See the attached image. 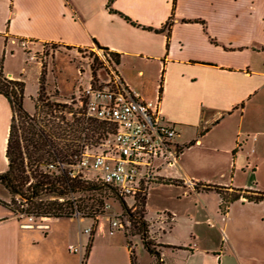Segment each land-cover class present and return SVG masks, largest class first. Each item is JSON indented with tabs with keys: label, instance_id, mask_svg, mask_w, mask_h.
Returning a JSON list of instances; mask_svg holds the SVG:
<instances>
[{
	"label": "crops",
	"instance_id": "1",
	"mask_svg": "<svg viewBox=\"0 0 264 264\" xmlns=\"http://www.w3.org/2000/svg\"><path fill=\"white\" fill-rule=\"evenodd\" d=\"M172 1L113 0L110 12L108 0H0L3 73L24 81L22 105L33 115L40 66L28 60L21 42L32 51L49 44L73 56L97 47L118 54L114 72L123 87L141 101L157 103L163 120L177 131L181 155L160 175L179 184L160 185L184 187L185 180H192L198 187L264 193V0H175L174 6ZM169 18L168 38L166 32L145 29H160ZM76 85L71 80L64 96L46 78L45 92L52 102L63 103L76 93ZM195 196L204 220L187 214L184 224L174 212L150 218L144 205L148 233L161 245L163 264H264V200L240 199L221 214L216 193ZM0 200L7 202L9 195ZM5 210L6 215L0 210V264L1 253L10 255L9 264H22L19 256L25 264H131L132 248L137 264H154L137 235L131 242L138 238L140 251L134 242L128 246L122 231L99 222L84 258L89 241L84 230L91 221L50 218L42 219L43 228L23 226ZM198 223L205 228L201 247L193 236Z\"/></svg>",
	"mask_w": 264,
	"mask_h": 264
},
{
	"label": "trees",
	"instance_id": "2",
	"mask_svg": "<svg viewBox=\"0 0 264 264\" xmlns=\"http://www.w3.org/2000/svg\"><path fill=\"white\" fill-rule=\"evenodd\" d=\"M113 0H108L106 8L113 12L109 7ZM175 0L172 1L174 6ZM123 19L131 25L140 26L131 21L128 17L123 16ZM171 19L165 23L160 29H152L150 27L146 30H153L155 32H166L167 38L169 37V27ZM69 49V47H65ZM108 62L113 65L120 63L119 55L108 52L106 49H102ZM93 75V76H92ZM91 76L94 77V74ZM38 92L34 100L35 113L29 115L23 108L24 98V81L13 80L8 78L3 73L2 61H0V95L3 96L10 108L11 118L8 130V136L6 140L4 157L6 159L7 168L6 171L0 174V186L9 195V202L0 200V205L8 209L13 215H23L25 217L36 218H74L77 213L80 219L91 221L96 223L98 215L101 214L94 204H84V199H91L93 193H101L102 191H109L114 195V198L118 202L121 208L122 216L128 218L130 222V228L122 231L126 237L127 244L130 247L129 236L137 235L140 238L141 244L144 250L153 257L154 264H163V261L158 250L161 245L156 244L155 241L149 235V223L144 219L145 209L143 198L140 202V209L133 213L127 208L124 199L120 197L117 191L102 182L94 179H84L80 176H71L75 156L78 155L81 150L87 148L96 152L100 149L99 141H104L108 137V141H112V135L114 128L110 124L88 119L84 115V106L79 107L75 111L67 107L66 102H57V105H53L54 109L59 108L66 111V114L70 115L72 122L68 123L64 117H60L63 128L61 129L63 137H56V134L47 128L46 124H39L37 122V112L39 110L38 103L41 99H45L43 105L49 109L51 105H48L46 98V78L45 72H42L38 79ZM162 91V77L159 83V96ZM79 92V91H78ZM47 99V100H46ZM69 108V109H68ZM68 109V110H67ZM19 122L23 125L22 137L18 136L16 123ZM25 126V127H24ZM78 133V137L71 139L67 136L68 130ZM89 133V137H87ZM203 133V132H202ZM200 133V134H202ZM107 141V142H108ZM192 142L191 144H193ZM98 144V145H97ZM93 145H97V148ZM61 162L69 167L63 169H57V167L49 168L51 164ZM158 184L163 185H177V181L164 179ZM199 191H212L216 193L220 198L219 212L225 214L228 206L240 199H244L248 202H260L264 200V193L257 191H248L242 189H234L232 187H220L214 185H198L195 187V192ZM86 194V195H85ZM81 195H85L81 198ZM88 199V200H89ZM93 200V198H92ZM98 207H104V203L98 201ZM166 222H171L169 216L164 217ZM93 230L96 225L91 224ZM134 229L135 234H130V230ZM93 230L89 234L88 245H86V257L88 246L90 244V238ZM175 249L176 247H171ZM176 249H183L178 247ZM190 250V249H189ZM131 264H137L134 251L131 249ZM83 258V260H84Z\"/></svg>",
	"mask_w": 264,
	"mask_h": 264
},
{
	"label": "built area",
	"instance_id": "3",
	"mask_svg": "<svg viewBox=\"0 0 264 264\" xmlns=\"http://www.w3.org/2000/svg\"><path fill=\"white\" fill-rule=\"evenodd\" d=\"M98 51L107 69L106 79L91 76L76 100L79 107L84 106L86 118L113 126V138L110 142H103L96 152L87 148L81 150L70 166V175L94 179L113 187L133 213L148 189L164 180L161 170L178 162L182 147L176 141L175 127L161 117L158 104L134 97L121 84L114 65L108 62L102 50ZM53 167L63 169L69 166L58 161L49 166ZM184 185L195 192L197 185L194 181L185 180ZM115 216L112 230L128 231V218L121 213ZM71 219L80 218L76 213ZM84 233L89 235L90 228Z\"/></svg>",
	"mask_w": 264,
	"mask_h": 264
},
{
	"label": "rangeland",
	"instance_id": "4",
	"mask_svg": "<svg viewBox=\"0 0 264 264\" xmlns=\"http://www.w3.org/2000/svg\"><path fill=\"white\" fill-rule=\"evenodd\" d=\"M20 47L24 49V52L27 53L26 56L29 61L37 60L39 62V76L42 72H45V78L48 79L49 83H56L59 90L63 93L64 96H67L68 93H70V81L71 80H77L76 85V93H73L69 97H66V100L68 101L66 103L67 107L71 108L72 111H75L79 108V104L76 100V97L78 95V91H81L83 87H86L89 83V80L91 79V75L94 74L95 76H99L101 79H106L105 73L107 71L106 66L104 65V62L101 60L100 57L101 54L99 53L96 48L93 50H84L79 49L73 54L67 53L64 49H61L58 45H49L44 44L42 45L41 49L32 51L30 49H27L26 43L20 44ZM69 50V49H68ZM56 52H63V54H60L57 56V58L52 60V56ZM47 60L53 62L49 63L47 67ZM76 69H79L80 72L83 74L78 75L76 74ZM84 69H87L88 71H84ZM114 71H116L114 69ZM93 76V75H92ZM39 79V78H38ZM70 80V81H68ZM30 82V79H28ZM29 90L33 91V88L31 87L29 83ZM83 86V87H81ZM80 87V88H79ZM46 93V92H45ZM48 99L49 97L46 96ZM46 99V100H47ZM45 103V99H41V102L38 103L39 110L37 112V122L39 124H46L47 130L53 131V133L56 134V137H63L61 134L62 131L58 127L63 128L64 125L62 124L60 120V117H64L65 120L68 123L72 122V118L70 115L66 114L65 110L55 108L53 105H57V102H52L51 100H48V105H51L48 109L47 106L43 105ZM30 103L27 101L26 106H29ZM8 103L6 99L0 95V174L6 171L7 163L6 159L4 157L5 152V145L8 135V129L10 124L9 119V110H8ZM68 108V109H69ZM67 109V110H68ZM23 125L19 122L16 123V129L18 136L22 137V128ZM25 127V126H24ZM49 128V129H48ZM67 136L71 139L78 137V133L73 132V130L67 131ZM89 137V133L87 135ZM109 139L108 137L104 141H99V143L107 142ZM98 145V144H97ZM97 145H93L97 148ZM163 175V171L161 173ZM190 194L187 197H184L183 195ZM7 195V192L0 186V197H4ZM86 195V194H85ZM85 195H81V198H84ZM89 199V197H87ZM93 198V200H92ZM84 199V204L91 205L94 204L95 208L101 212L100 215H98L97 219L95 220L96 223L91 220L92 225H98V223H102L104 227H109L110 230H112V220L116 217L115 215H118L121 213V208L118 205V202L114 198V195L110 193L109 191H102L101 193H93L91 199L89 200ZM102 201L104 205L106 206H99L98 201ZM9 202V200H6ZM5 202V201H4ZM212 202V201H211ZM130 203V202H129ZM144 205L146 206V213L147 216L150 218L156 217L158 214H166L168 212H174V215H178L181 218V223H185V215H190L191 218H195L196 220H204V214L203 211L204 207L202 206L201 202L197 199L195 196V192L190 188L188 185H184V187H175V186H162L160 184H155L151 186L147 194L145 196ZM129 209V207L127 206ZM140 209V205H135V211H138ZM2 211V214L6 215L7 211L5 208H0ZM15 217L18 219V221L24 226L30 225H36L41 226L42 228L45 226L42 224V219L44 218H36L31 219L30 217H25L23 215H15ZM195 228V233L193 236L196 238V241H199V246L205 245V238L203 235V228L201 223L197 224ZM75 227H77V224H75ZM93 230V228H90V232ZM130 234H135V230L131 229ZM130 247L132 248V242H134L137 246L136 250H141V245L138 240V238H134L131 242L132 236L129 237ZM133 250V248H132ZM1 257H3V261L1 260V263L4 264L5 262L9 264L10 255L8 254H2ZM18 263L25 264V260L22 256L18 257Z\"/></svg>",
	"mask_w": 264,
	"mask_h": 264
}]
</instances>
